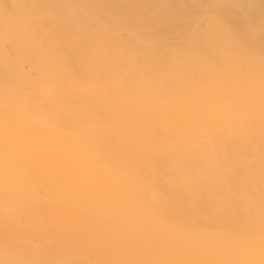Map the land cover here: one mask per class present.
I'll use <instances>...</instances> for the list:
<instances>
[{
	"label": "bare ground",
	"instance_id": "obj_1",
	"mask_svg": "<svg viewBox=\"0 0 264 264\" xmlns=\"http://www.w3.org/2000/svg\"><path fill=\"white\" fill-rule=\"evenodd\" d=\"M0 264H264V0H0Z\"/></svg>",
	"mask_w": 264,
	"mask_h": 264
}]
</instances>
